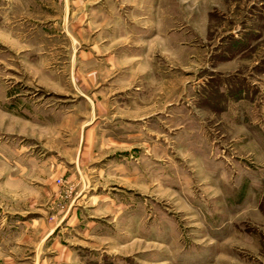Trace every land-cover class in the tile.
<instances>
[{
	"label": "rangeland",
	"instance_id": "374dc122",
	"mask_svg": "<svg viewBox=\"0 0 264 264\" xmlns=\"http://www.w3.org/2000/svg\"><path fill=\"white\" fill-rule=\"evenodd\" d=\"M70 1L0 3V264H264V0Z\"/></svg>",
	"mask_w": 264,
	"mask_h": 264
},
{
	"label": "crops",
	"instance_id": "0c3cea01",
	"mask_svg": "<svg viewBox=\"0 0 264 264\" xmlns=\"http://www.w3.org/2000/svg\"><path fill=\"white\" fill-rule=\"evenodd\" d=\"M17 1H19V0H0V3L3 4L4 6H6L8 8V10L10 11L11 8L13 7L12 4L16 3ZM61 1L64 2L65 4L67 2V0H26V2L28 3V6H27L28 12H36L37 11V12H40L43 14H45L46 12H49V9H51L50 6H46L45 4H47V3L50 4L51 2L60 3ZM139 1H141V6H139V8L137 10L134 9V12H133V14L138 13L139 14L138 17L142 14V12L147 11V6H148L147 4L149 3V0L148 1L147 0H139ZM70 2H72V3L76 2V5H83L84 3H92V4L97 5L101 2V0H73V1L71 0ZM35 4L42 7V8L40 10H35L34 9ZM29 5H30V7H29ZM66 8H67V6H66ZM29 9H30V11H29ZM104 13L105 12H102L101 7H96V10L94 11L93 18L112 20L113 24H111L110 27L107 26V33L109 32L108 29L110 28L111 29L110 30L111 35L121 34V30L116 28V25L118 26V24H115V19L117 17H115L114 12H113V14L111 12H110V14L109 13L104 14ZM97 27H100V26H97ZM154 27H156V25H154ZM126 34H128L127 30H126ZM30 133L32 136H36L34 129H31ZM90 135H91V133L88 132V133H85L83 135L85 138H83V136H82V139L84 140L83 148L85 145L90 144L89 143L91 141ZM60 139H62V138H60L58 136V142H56L54 144L51 143V144H46V145L42 146L43 147L42 149H47L48 152H51L49 156L45 157V155L43 154V150H40V152H42V153H40L39 155L38 154L33 155L32 158H30L28 160V163H39L40 168H42V170L40 169V171L46 175L50 174L49 178H52L55 176L56 173H54V172H57L58 176L61 175V176H66L67 178H71L70 176H68V171L69 172L72 171L73 173H75L78 169L77 158L75 157V153L71 152V151H75L77 148H79V145H82V141L80 140L81 136H79L77 143L70 144L69 146L66 145L65 142H61ZM64 141H66V140H64ZM63 145L65 147H67V148H64V150H63V148H61ZM47 147L50 149L48 150ZM53 152L55 154H53ZM61 152H64L66 155L61 154ZM65 156H68L67 159H65ZM54 157H56V159L59 160V163H60L59 165L56 164L54 166V164L52 162L53 160H50V159H55ZM56 159L54 161H56ZM46 166H50V169H49L50 172L49 173L45 172V170H44L45 168H47ZM118 171H120L123 174L126 173V171L124 170L123 167L118 168ZM28 173L35 175V171H28ZM90 187L91 186H89L87 179L85 177H82V188L80 191V195H82V197H84ZM81 203H80L81 206L84 204L82 206L83 207L82 210H85L84 208H86V207L90 208L89 204L84 203V202L82 204ZM77 205H79V204L77 203ZM87 217H83L79 221L80 226H79V229L77 231V234L79 233V230H80V233L82 232V234H83L82 236H83L84 243H86L84 245L80 244L81 247H89L88 246V244H89L88 240L91 239L90 237H92V236L89 237L88 234L91 235L94 224H93V221L91 219H89L90 216H87ZM90 249H92V248H90ZM83 255H84V253L79 254L78 252H76L74 250L72 251L71 249L69 251H60L57 253L50 254L48 257V262L46 264H94L95 263L94 261L91 260V258H89V260H88V258L86 257V259H85Z\"/></svg>",
	"mask_w": 264,
	"mask_h": 264
}]
</instances>
